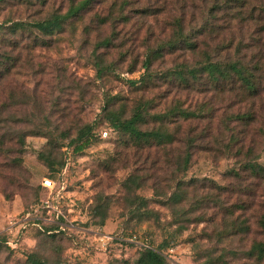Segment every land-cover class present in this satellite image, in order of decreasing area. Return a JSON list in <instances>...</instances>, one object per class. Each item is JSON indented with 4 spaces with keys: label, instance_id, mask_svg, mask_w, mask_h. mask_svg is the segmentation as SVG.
<instances>
[{
    "label": "rangeland",
    "instance_id": "374dc122",
    "mask_svg": "<svg viewBox=\"0 0 264 264\" xmlns=\"http://www.w3.org/2000/svg\"><path fill=\"white\" fill-rule=\"evenodd\" d=\"M70 2L0 0V264H132L140 249L159 246L170 264H264L250 255L254 243L264 242V89L253 97L238 83L233 90L167 83L163 75L171 67L200 59L198 52L158 47L169 37L164 21L169 26L180 15L170 0H92L52 33L35 26ZM225 14L218 19L223 24ZM261 25L232 21L231 35L247 60L258 46L264 49V35L256 33ZM104 38H110L106 46ZM147 45L156 55L145 70ZM141 103L148 105L142 130L159 128L153 115L174 105L205 116L167 123L170 129L180 124L182 140L190 129L210 132L209 146L195 141L185 171L176 164L183 143L137 145L106 122L109 111L129 117ZM248 112L249 118L237 115ZM87 123L91 143L74 152L58 133L73 137ZM33 126L55 128L54 136L30 134L20 147L18 136ZM247 162L261 169L254 173ZM133 173L144 176L137 189L127 182ZM45 177L51 188L42 186ZM178 178L197 181L185 187L178 206L154 195L155 189L169 195ZM132 193L149 199L158 221L132 217Z\"/></svg>",
    "mask_w": 264,
    "mask_h": 264
},
{
    "label": "trees",
    "instance_id": "16d2710c",
    "mask_svg": "<svg viewBox=\"0 0 264 264\" xmlns=\"http://www.w3.org/2000/svg\"><path fill=\"white\" fill-rule=\"evenodd\" d=\"M92 0H79L73 2L71 0L68 8L64 13L55 14L48 19L35 22V26L45 31L46 33H52L54 28H59L61 23L75 15L81 10L88 7ZM171 4L180 12V15L172 17V20L168 22L169 26L164 21L165 27L170 30L166 40L159 42L158 47L163 49L166 47L167 52H174L176 49H182L184 53H196L200 55V59L194 63H182L176 67H171L163 77L164 80L175 87H181L182 89H188L193 87L194 83L205 84L215 90H233L235 83H238L240 90L247 93L249 96H256L264 89V49L258 46L255 56L249 60L240 55V50L243 44L240 40H235L232 37L233 33L232 21L237 18L241 22L251 21L253 23H261L260 28L256 30L259 35H264V1L262 0H170ZM152 13V12H150ZM188 15L186 16V14ZM225 13H229L224 20L226 24H223L221 20L224 19ZM199 17V24H193L196 21L195 16ZM231 18L229 24L227 19ZM225 31V32H224ZM226 31L228 35L226 34ZM214 34V36H213ZM205 35V36H202ZM205 38V40H202ZM234 41V42H233ZM110 38H104L100 43L104 46L108 45ZM225 42V43H224ZM224 43V44H222ZM235 45V46H234ZM142 61V67L146 70L152 63V58L156 55L155 49L151 46ZM261 49V50H260ZM176 52V51H175ZM251 62H254L253 64ZM3 54L0 51V79L3 78ZM97 71L100 72V62H97ZM152 74H147L150 76ZM172 77V80H169ZM133 85L136 83L132 81ZM197 87V86H196ZM194 87V89H196ZM212 89V88H211ZM150 103V102H148ZM148 106L144 103L138 104V107L129 117H122L115 112L109 111L107 113L106 122L114 130H118L127 134L132 138L137 145L143 143L150 144L152 146L170 147V144L174 141L181 142L183 150L182 157L178 159L177 168L183 172L186 170L188 163L190 162L193 154V149L196 144V140L200 139V143L204 147L209 146V140L205 142L204 138L207 137L210 132L205 129L196 134H192L194 131L190 129L186 133L187 138L184 140L177 138L176 133L178 128H181L180 124L175 128L170 129L168 122L178 123L180 120L186 121L191 118L204 119L205 116L200 112L191 110L187 105H174L171 108L165 110L162 113L154 114V118L159 120L160 127H153L148 130H142L139 128V122L142 119V111ZM245 113V115H239V118H249L252 116ZM237 118V117H236ZM1 123V120H0ZM75 136L71 137V133L67 130H60L58 135L61 139H68L69 144L73 145L74 152H80L84 150L91 143V131L92 126L84 124L82 127L77 128ZM55 128L49 126L41 128V126H33L27 128L18 136L17 143L20 147H24V138L27 135H46L45 137L54 136ZM107 130H103V134H106ZM9 136L7 141H10ZM128 140V139H127ZM125 140V141H127ZM210 149V147H209ZM42 153V152H41ZM43 154V153H42ZM44 155V154H43ZM46 158H49V156ZM246 166L256 173L258 169H261L258 164L253 162L245 163ZM144 176L141 174H130L127 177V182L134 184L137 189L141 186ZM197 184L196 180H184L178 178L176 180L175 188L173 191L164 196L162 192H156L154 195L161 198L164 202H169L173 206H178L186 197L187 192L185 187H194ZM127 208L128 211L138 221L154 219L158 221L157 212L149 206V199L143 195L132 193L127 196ZM98 209V208H97ZM106 207H102L103 215L101 216L100 224L103 223L106 217ZM230 213L232 211L230 210ZM178 219H186L185 212H179ZM260 224L264 229V216L260 220ZM181 226L180 228H182ZM250 255L257 257L258 259H264V242H256L250 248ZM215 262L208 260V264H214ZM32 264H43L38 260H32ZM132 264H170L164 254L162 253V247H143L138 251L136 258ZM207 264V263H206Z\"/></svg>",
    "mask_w": 264,
    "mask_h": 264
},
{
    "label": "built area",
    "instance_id": "2783aa9c",
    "mask_svg": "<svg viewBox=\"0 0 264 264\" xmlns=\"http://www.w3.org/2000/svg\"><path fill=\"white\" fill-rule=\"evenodd\" d=\"M54 185V182L51 178L45 177L42 179V186L45 188H51Z\"/></svg>",
    "mask_w": 264,
    "mask_h": 264
}]
</instances>
